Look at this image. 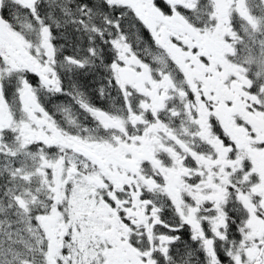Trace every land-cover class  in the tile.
<instances>
[{"label":"snow or ice","instance_id":"1","mask_svg":"<svg viewBox=\"0 0 264 264\" xmlns=\"http://www.w3.org/2000/svg\"><path fill=\"white\" fill-rule=\"evenodd\" d=\"M0 264H264V0H0Z\"/></svg>","mask_w":264,"mask_h":264}]
</instances>
